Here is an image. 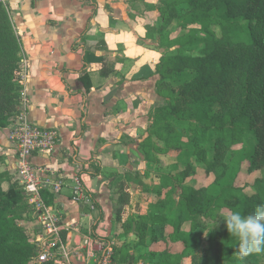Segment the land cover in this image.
<instances>
[{"label": "trees", "instance_id": "obj_1", "mask_svg": "<svg viewBox=\"0 0 264 264\" xmlns=\"http://www.w3.org/2000/svg\"><path fill=\"white\" fill-rule=\"evenodd\" d=\"M156 10L157 18L145 27L161 53L155 72L163 98L150 112L147 144L143 139L139 146L150 159L155 135L168 150H179L184 166L173 174L157 173L153 187L139 172L122 174L114 235L117 241L133 233L138 244L149 238L181 245L180 252L150 250L145 257L146 264H180L201 246L207 224L229 211L251 213L264 203V0H160ZM24 67L19 34L0 4V128L20 113ZM108 72L101 69L102 75ZM87 74L82 70L86 90ZM198 167L213 175L208 184L187 179ZM230 168L261 174L252 183L238 184L235 172L228 183ZM131 182L141 197L155 193L158 204L143 206ZM41 194L46 204L53 203V191L46 187ZM36 218L22 185L0 170V264H56L36 261L27 225ZM209 232L205 264H264V252L236 256L222 220ZM134 259L123 245L114 254L117 264Z\"/></svg>", "mask_w": 264, "mask_h": 264}, {"label": "crops", "instance_id": "obj_2", "mask_svg": "<svg viewBox=\"0 0 264 264\" xmlns=\"http://www.w3.org/2000/svg\"><path fill=\"white\" fill-rule=\"evenodd\" d=\"M159 1L6 0L24 56L27 100L20 113L58 132L53 154L34 152L31 161L50 191L60 184L49 205L69 224L62 237L74 262L92 263L96 257L83 244L87 235L117 242L116 185L124 173L152 169L139 145L148 135L152 108L163 98L155 72L161 53L145 27L157 18L156 9L149 8ZM82 70L88 73V90ZM15 123L0 128V170L18 180L10 139ZM76 176L94 199V211L71 199ZM148 177L141 176L146 184ZM27 225L33 235L39 219Z\"/></svg>", "mask_w": 264, "mask_h": 264}, {"label": "built area", "instance_id": "obj_3", "mask_svg": "<svg viewBox=\"0 0 264 264\" xmlns=\"http://www.w3.org/2000/svg\"><path fill=\"white\" fill-rule=\"evenodd\" d=\"M0 4L6 6V0H0ZM21 84H23V74ZM20 96L21 102L27 100L24 86ZM24 114L21 112L16 117V123L10 132V139L16 149L18 181L40 222L38 230L32 235L37 248L36 261L51 260L56 264H114L113 241L96 240L91 235L85 237L83 244L91 249L90 255L93 253L96 255L92 260L93 262L78 263L72 261L62 237L63 230L67 229L69 224L64 222V219L53 206L44 201L41 190L48 186V181L37 175L36 169L38 167L36 168L31 161L34 152L43 151L53 154L58 141V132L54 128L27 121ZM59 189V183L53 186V191L58 192ZM71 199L89 210L94 211L96 209L94 199L86 191L81 179L77 176L73 179Z\"/></svg>", "mask_w": 264, "mask_h": 264}, {"label": "rangeland", "instance_id": "obj_4", "mask_svg": "<svg viewBox=\"0 0 264 264\" xmlns=\"http://www.w3.org/2000/svg\"><path fill=\"white\" fill-rule=\"evenodd\" d=\"M159 3H160V1H159ZM159 3H158V5H159ZM158 5L154 6V9H156L158 7ZM176 33L172 34L173 37L176 35ZM182 138L185 139V135H183ZM152 141H153V145H152V151H150V159H144L149 165H152L151 166L152 169L145 170V172L140 174L141 176H146V177L149 176L148 179L151 180L150 184L152 185V186L150 185V187H153L155 184H157V182H158V177L156 176L157 173L163 172V173L173 174V173L177 172V169L180 170L184 166V164L178 160V155H179L178 149H176V150L169 149L168 150L165 147L163 140H159L155 135H152ZM142 144H144L146 146L147 141H145V139H144ZM139 148H140V146H139ZM141 152L143 155V151H141ZM235 172H237L236 182L238 184H240V183H252L255 180V178L261 174L260 170H254V171L250 172L249 174H247V173L238 171L237 168H230L228 176H227V182L228 183L233 181V175ZM152 177H154V178H152ZM212 178H213V175L211 173H205L202 169H200L198 167V168H196L195 171H192V176H189L187 179L192 180V184H194V185H196V184L197 185H199V184L206 185L212 180ZM133 191L135 194H137V192H138V190L136 188L133 189ZM134 196L136 197V195H134ZM146 196L147 197L143 196V198H142L143 206L148 207L150 203L154 204V203L158 202V199H157L155 193L152 195H146ZM145 209L147 210V208H145ZM134 215H136V213H134ZM213 222L214 221H212L211 223L206 225L207 228L203 234L201 246L199 248H197L193 253H190L187 256H185L182 259L180 264H194V263L205 264V261H203V259L207 255V249H208L209 244H210V232H208V231L210 230ZM120 232H121V230H120ZM129 236H130V241L127 243V239ZM128 237L126 238L125 241H124V239L117 241L116 243L113 244V247H114V251L116 254L118 253V249H119L120 245L125 246L128 250H130V248L131 249L133 248L135 250V253H136L135 255H137V258L135 257L132 264H146L145 257L150 250L158 251V250L164 249L167 251L172 250L174 252H180L182 250L181 245L171 244L166 240L156 242V241L149 240V238H146V240H144L143 243L138 244L137 243V237L133 233L129 234ZM114 264H117V263H114Z\"/></svg>", "mask_w": 264, "mask_h": 264}, {"label": "clouds", "instance_id": "obj_5", "mask_svg": "<svg viewBox=\"0 0 264 264\" xmlns=\"http://www.w3.org/2000/svg\"><path fill=\"white\" fill-rule=\"evenodd\" d=\"M220 220L233 239L232 245L239 259L264 252V203L258 204L248 214H244L242 210L229 211L215 220L209 231L216 228Z\"/></svg>", "mask_w": 264, "mask_h": 264}]
</instances>
